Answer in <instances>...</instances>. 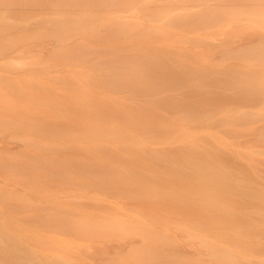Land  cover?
<instances>
[{
    "label": "rangeland",
    "instance_id": "obj_1",
    "mask_svg": "<svg viewBox=\"0 0 264 264\" xmlns=\"http://www.w3.org/2000/svg\"><path fill=\"white\" fill-rule=\"evenodd\" d=\"M14 8L17 10L11 13L15 16L24 12L40 13L35 8L29 10L16 6L11 10ZM3 9L0 6V13ZM222 9L225 12H221L220 8L189 7L179 10L192 13L198 22H202L198 13L204 12L212 21L193 26L182 23L172 31L171 36L157 35L158 51L153 47L147 49L148 46L143 49L133 46L130 51L137 40L131 32L121 33V36L126 37L117 41L101 42L97 41L99 38L90 37L89 41H81V37L57 41L51 35V26L44 24L45 20L39 17L32 21L18 20L9 25L0 22V29L7 30L4 39L0 38V170L5 172L2 167L18 165L16 162L22 160L20 157H24V154L42 161L28 174L32 183L15 179L14 175H10L12 173L7 175V169L6 174L0 172V231L4 235H11L18 242L28 241L31 247L35 246L43 261L57 255V261L52 258L49 264H95L94 261L96 264H125L127 260L131 261L129 253L132 248L137 246L135 250L142 249L147 241L139 234L121 238V235H113L108 228L100 231L93 226L91 228L88 223L91 220L92 225L94 220H100L108 224L116 219L132 223L130 225L133 226L154 229L172 239L174 248L152 241L153 244L159 243L156 246L161 245L160 249L155 246L154 250L156 248L160 251L158 253L164 254L165 261H160L164 264H224L225 261L220 262L207 255V249L200 243L202 240L233 251L243 258L240 264L264 263V221L255 213L257 211L252 208L249 199L237 189L232 199L229 198L230 201L223 200L218 206L210 204L216 212L207 215V218L201 215L204 210L200 206L203 204L199 203L201 205L198 206V202L189 200L186 195H179L181 198L175 201L169 199L170 203L166 198L157 196V193L155 197L154 194H146L143 187L135 185L132 188L135 194L125 197L115 191H125L129 184H124L127 187L122 188L120 184L113 187L106 183H85L84 180L79 181L74 173L71 175L74 176L72 183H66L61 176H53L50 167L43 161L46 150L50 151L53 158L85 155L87 151H80V145L84 148L92 145L93 139L87 134L91 132L87 127L89 124L85 125L84 122L92 123L87 117L95 112L100 113L98 120L111 127L108 132L113 136V144H127L145 154L182 151L185 143L196 139V136L204 147L216 148L220 144L212 142L206 132L220 135L218 137L231 143L234 149L248 153L258 161L256 168L260 170V175L255 178L256 183L247 184L264 192V90L253 89L251 96L248 94L244 97L241 94L242 84L232 79L251 75V68L235 64L240 59L250 66L260 63L247 58L253 54L250 53L252 50L255 53L261 51L264 44L259 41L258 35H231L228 30L232 23L258 24V20L247 12L255 9L263 15L264 3L235 4ZM159 10V17L166 19L154 24L162 26L169 23L167 14L170 9L162 7ZM239 10L246 13L237 15L235 12ZM89 25H95L89 30L90 34L102 35L101 39L107 38L102 31L108 22L95 21ZM13 27L15 31L12 32ZM258 30L264 33V28ZM83 42L90 46L89 50L86 53H74V49H79ZM168 49L174 53L168 52ZM133 60L137 65L133 72L138 75L133 76L134 80H140V75L144 74L141 80L145 77L147 83L134 86L118 83L119 88H110L105 85V81L99 83L98 80H92L97 73L91 76V71L96 68L106 72V64L134 65L130 63ZM101 93L107 94L109 101L104 102L96 96ZM172 102L176 103L170 106ZM101 105L106 112H98L99 109L95 111ZM134 110L138 112L136 115L130 113ZM226 120H231L232 125L228 126ZM64 122L75 128V132H64ZM25 123L34 124L31 133L27 132L28 128H24ZM229 128L238 130L232 132ZM52 130L58 133L54 141L48 140ZM124 131L129 135H124ZM36 133H43L47 138L40 139L42 134ZM190 133L193 135L191 138L178 139L180 135ZM136 139L141 141V145ZM78 142L83 143L79 145ZM229 161L230 166L235 164L232 158ZM158 185V194L162 190L166 193L163 183ZM184 187L185 191L188 190L187 186ZM174 192L178 193V190ZM244 214L253 220L254 226L250 230L241 218H227L229 215L241 217ZM74 215H79L78 220ZM85 221H88L87 224ZM146 232L149 233L148 230ZM135 241L140 244L127 249ZM38 242L40 246H36ZM176 249L183 258L170 256L177 252ZM63 251L68 258L63 257L71 260L61 259ZM100 256L105 257L102 259ZM92 257L98 259L92 261Z\"/></svg>",
    "mask_w": 264,
    "mask_h": 264
},
{
    "label": "bare ground",
    "instance_id": "obj_2",
    "mask_svg": "<svg viewBox=\"0 0 264 264\" xmlns=\"http://www.w3.org/2000/svg\"><path fill=\"white\" fill-rule=\"evenodd\" d=\"M246 3L252 5L253 4L263 5L264 0H0V6L1 7L3 6L4 8L0 13V22L7 23L9 25V23L15 24V22H17L18 20L32 21L35 17H39L40 19H43V21L45 20L44 24L51 26V29L53 30V33L51 35L57 41H71L79 37L82 38L80 39L81 41L88 40V37L99 38L97 41L101 40V42L107 40L117 41V40H121L122 37H126V35L121 36V33L131 32L137 37V40L135 45H132V47L130 48V51H132L133 46H135L138 49H143L145 46H148L147 49L153 47L154 50L158 51L159 45L157 44L158 40H156L157 35L165 34L171 36L172 31H175V29L179 27L178 25L182 23H184L183 25L193 26L199 23L205 24L207 21H212L210 19L211 17L204 12L198 13L200 18H202V22H198L196 21L192 13H188L186 12V10L184 11H179V10L189 9V7L203 8V9L220 8L221 12H225V10H223L222 8H226L227 6H232L235 4L240 5ZM16 6L22 9H29V10L35 8L39 10L40 13L31 14L30 12H24L20 15L15 16V14L13 15L11 12L17 9L15 8L13 10L11 9ZM162 7L163 9L164 8L170 9L169 13L167 14L169 23L159 26L154 23L160 22L162 19H166L159 17L161 16V14H159V11L161 10L159 9ZM120 12H124V14L121 15L119 14ZM235 13L237 15H243L246 12L239 10L236 11ZM247 13L255 17L258 20V24L243 23V22L241 23L238 22L235 24L232 23L228 26L229 34L232 35L237 33H246V34L258 35L260 39L259 41L262 44H264V33L259 32L258 30L260 27L264 28V14L263 15L258 14V11L255 9ZM95 21L108 22V26L102 31L106 33L107 36L106 39L104 38L101 39V37H103L102 35L89 33V30L95 28V25L90 26L89 24H94ZM14 29L15 27H13L11 31L12 32L15 31ZM18 30L21 29H16V31ZM6 34H7V30L0 29L1 39H4ZM214 36L215 35H213L212 32V37ZM38 41L41 40L38 39ZM85 42L79 45V49H74L73 52L74 53L78 52L79 54L86 53L89 50L90 46L87 45ZM262 48L263 49H261V51H259L258 53H255L256 51L252 50L250 53L253 54H250V56H248L247 58V59L250 58L249 61L251 60L260 63L250 66L248 65L247 62L243 61V59H240V61H238L239 63L235 64V66L242 65L243 67H248L252 69L251 75L248 76L247 78H237V77L232 78L234 80L239 81V83L242 84L243 89H241L242 90L241 94L244 97H246L248 94H250L251 96L252 94L251 90L253 89L264 90V46ZM171 51L173 50L168 49V52ZM73 52H70V54L74 55ZM130 63L134 65H123V64L120 65V63L106 64L107 65L106 72H103L101 69L96 68L93 71H91V76H93L94 73H97L96 77H93L92 80L93 81L98 80L99 83L105 81V85H107L110 88H117V87L119 88L118 83H120L121 85H128V86L140 85L145 82L147 83L148 82L147 78L144 77L143 81L141 80V77L144 74L140 75V80H134L133 76L134 77L138 76L135 74V72H133L137 68V65L135 61ZM110 65H112V67ZM92 87L94 88V86ZM96 96L102 99L104 102L109 101L107 99L109 96L105 93H101ZM174 99L175 97L172 100ZM175 103L176 102H172L170 106L175 105ZM98 109H99L98 112H106V109L104 108L103 105L97 107L95 111H97ZM130 113L136 115V113L138 112L137 110H134L131 111ZM98 114L100 115V113ZM98 114L93 112L90 115V117H87V119L89 118V120L92 121V123L84 122L85 125L89 124L87 127L90 128L91 132L87 134H89L93 139V144L88 145L84 148L83 145H80L83 142H78V144L81 146L79 150L80 151L84 150V153L87 151L85 155L89 154L88 157H86L82 152L81 155L82 154L83 155L80 156L77 154L78 156L76 158L71 156L53 158L50 155V151L46 150L43 156L45 157V159L43 161H46L47 166L50 167L51 170L50 173L53 176H61L62 180L63 179L66 180V183H72V178L76 174V176H78V180L79 181L84 180L85 183H106L108 185H112L113 187L114 185L116 187V185L120 184L122 188H125V186L129 184L128 187L126 186L127 187L126 190L124 189L125 191H121L123 189H117L115 191V192H119L121 195H124L125 197L127 195H128L127 197L130 196L132 197L135 194V192H133L135 190L132 189L135 185L136 186L139 185L143 187L144 188L143 192H145L146 194L148 193L149 195L154 194L155 197V193H157V196L158 195L160 197L162 196L163 198H166V201L169 202H170L169 199H173L175 201L176 199L181 198L179 197V195L183 194L186 195V197L189 200L195 203L198 202L197 204L198 206L201 205L199 203H202L203 206L201 205L200 209L202 211L204 210L203 212L204 214L203 213L201 214V212H199L198 207H197L198 208L197 211L201 215H204L206 217L207 215H212L216 212V210L212 208V205L213 206L221 205L223 200L230 201V199H232V197L234 196L233 195L234 191H236L237 189L239 190V193L242 196H245L249 199V201L252 204V208H254L257 211L255 213L256 214L258 213L262 221H264V192L250 186L248 187L247 184V183H256L255 178L258 175H260V170H257L256 168L258 161L255 158L251 157L248 153L237 151L236 149L233 148V145L231 143L224 141L222 137H218L220 135L217 136L215 133L206 132V135L212 140V142L215 141L217 144H220V146H216V148L204 147L203 145L200 144L199 139L196 136L195 137L196 139H192L191 141L185 143L182 151L173 152L170 154H163V153L160 154V152L145 154L144 152L138 149L130 148L127 144H121V145L113 144L112 143L113 136H111V133L108 132V130H110L109 128L111 127L109 126V124H105L104 122L102 123V121L98 120L97 119V117H99ZM193 118H198V117L193 116ZM194 120H198V119H194ZM226 122L228 126L232 125L231 120H226ZM33 125H34L33 123H25L24 128L26 129L28 128L27 132L30 131L29 133H31L32 131L31 128H35ZM62 129L64 130V132L75 130V128L67 126L65 122H64V127ZM229 130L235 132L238 129L229 128ZM49 133H51V136H49L48 140L54 141L57 139L58 133L55 130H52ZM124 133H125L124 135H129L125 131ZM36 134L37 135L42 134L39 136L40 139L45 140L47 138L45 135L43 136V133H36ZM192 136L193 135H191V133L183 134L180 135L178 139L181 140L188 139L191 138ZM262 136H264V134ZM107 141H110L111 143H107ZM135 141L139 145H141V141L139 139H136ZM141 148L144 149L145 147H141ZM80 151L77 152L79 153ZM24 155L26 156L27 154ZM25 156L23 157L22 155L20 157L22 158V160L19 161H18L19 158L16 156L18 159L17 158L15 159H17L18 162H16L15 160L13 161L18 163V165L13 164L12 166L10 165V167L9 166L2 167L5 169V172H3L2 169L0 170V172L2 171L1 173L6 174V171L8 170L9 172H7V175H9V173H12L10 175L11 176L14 175L13 177L15 179H19L24 183L25 181L32 183L29 177L30 175L28 174L34 168L38 167V165H41L39 162L42 161L32 157L30 158L28 157L29 155L26 157ZM34 156L37 155L34 154ZM23 158L24 159L30 158V159L23 160ZM231 158L235 162L233 166L229 165L230 164L229 159ZM73 173L74 176H71ZM159 183H163V186H165V188L168 190V193L166 190L167 194L165 193L164 190H162L163 192H161V194H158V191L160 192L158 187ZM167 183L170 184L168 185ZM142 185H144L145 187ZM184 186H187L188 190L186 189L185 191ZM233 186H235L236 188H234ZM129 187L130 189L128 190ZM172 189L173 191L178 190V193L174 192L173 194V191H171ZM169 190L172 193H170ZM180 190H182L183 192ZM129 191L132 192L129 193ZM125 192L126 194H124ZM155 199L156 198H154V200ZM217 213L220 212L217 211ZM242 216L238 217L236 215L234 216L229 215L227 218L228 219L241 218V220L245 223V227L249 230L252 229L254 226L253 220L247 214H244ZM75 217H77L76 220H78L79 215ZM115 220L116 219L109 221L108 224L106 223V221H100V220L97 221L94 220V222H92V225H91V220L90 222L88 221L87 222L90 224L91 228L93 226L96 228V230L98 229L100 231L106 230L108 228L109 230H111L110 232H112L113 235L114 234L121 235L122 236L121 238L125 236H131V235L134 236L136 234H139L142 236V239H145L144 241L152 242L154 240L161 243V245L165 243L169 247L173 246L172 239L162 234H159L154 229H149L146 227L142 228L143 226L140 225L133 226L130 225L132 223L128 224L126 223V221H120V220L115 221ZM85 222L83 224H85ZM74 225L75 224H73V226ZM128 225L131 227H129ZM79 227H83V226H79ZM144 229L146 231L148 230L149 233H147ZM118 230H120V232L116 233L115 231ZM100 234H103V232ZM146 238H150L151 240L150 239L146 240ZM147 242L145 243L146 245L142 249H136V250L135 247L137 248V246H135L134 248H132V246L137 245L139 241H135L131 243L128 246L131 247L127 248V249L132 248L131 252L129 253V255L131 256L130 257L131 261L127 260L125 264H146V263L151 264L152 263L151 260L154 261L152 264H164L160 262L161 260L165 261L166 258L164 257V254L158 253L160 251H157L156 248H155L156 251L154 250L156 244L159 243L153 244V242L152 243L148 242L149 245L147 247ZM150 243L153 246V248L151 247ZM200 243L204 244L205 248L207 249V253H208L207 255L210 258L220 262L225 261L223 262L224 264H231V263L240 264L241 261L243 260L242 257L237 256L233 251L225 247L222 248L220 246H216L210 243L209 241H203V240L200 241ZM31 246L32 245H30L28 241H26V243H22V241L18 242L16 238L12 237L11 235L10 237H8L0 231V264H5V263L49 264V260L53 258V255L52 258L49 256L50 257L49 260L46 259L43 261L35 246L34 248ZM36 246H40L39 242L38 245ZM123 247L125 248L126 246ZM156 247L160 249L159 245ZM122 250L126 251L125 249ZM122 250H118V251H122ZM54 251L56 250L54 249ZM175 251L177 252H175L174 255H170V256L178 255L176 257L183 258L179 250L176 249ZM61 252L59 253L61 254ZM65 253L63 251V255L61 254L62 257L64 256ZM72 253L78 255V253L75 252ZM121 253L124 252L122 251ZM68 254L67 256H69ZM76 255L75 257L77 259L78 256ZM125 255L126 254H123V256ZM56 256H54L53 260H55ZM62 257L61 259L63 260L68 258L66 256H64L66 258L64 257L62 258ZM101 257L102 259H104L103 257L105 256H100V258ZM142 258L143 260L145 259L144 261L146 262L141 261ZM96 259H98V257L97 258L92 257V261ZM61 262L63 263L64 261ZM73 262L75 263V261ZM66 263L70 264L69 262ZM93 263L96 264L95 261Z\"/></svg>",
    "mask_w": 264,
    "mask_h": 264
}]
</instances>
